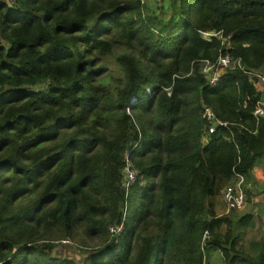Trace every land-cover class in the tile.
Returning a JSON list of instances; mask_svg holds the SVG:
<instances>
[{"label":"trees","instance_id":"1","mask_svg":"<svg viewBox=\"0 0 264 264\" xmlns=\"http://www.w3.org/2000/svg\"><path fill=\"white\" fill-rule=\"evenodd\" d=\"M169 8L163 21L139 0H0L2 264H202L205 248L264 264V240L255 258L235 248L254 215L232 224L214 211L233 170L247 176L264 158V119L252 116L264 92L239 69L213 86L201 73L229 54L264 76V0ZM204 106L234 125L209 133ZM126 154L137 171L127 193ZM79 230L96 241L85 259L53 256Z\"/></svg>","mask_w":264,"mask_h":264},{"label":"rangeland","instance_id":"2","mask_svg":"<svg viewBox=\"0 0 264 264\" xmlns=\"http://www.w3.org/2000/svg\"><path fill=\"white\" fill-rule=\"evenodd\" d=\"M140 4L144 6L146 12H150L156 15L159 19L163 21H167L170 17V8H169V0H139ZM214 36L226 47H228L226 42H223V38L219 35L214 34ZM118 51H115L117 53ZM106 64L108 68L113 70L114 75L120 74V71L114 65L112 58L108 57L106 59ZM242 65V63H241ZM243 66V65H242ZM202 68V67H201ZM244 68V67H243ZM229 69H224L222 71L217 72L219 78L223 75V73ZM236 70V69H232ZM249 81L253 84V87L257 92H264V81L262 80L263 77H256L254 74H258L260 76L261 72L253 71L249 72ZM218 78V79H219ZM109 81L108 76L104 75L103 79L101 80V91L107 90V82ZM127 113L130 112L127 110ZM264 119V118H262ZM229 123V122H228ZM232 126L234 125L231 123ZM137 172V171H136ZM124 173V171H123ZM137 178V176H135ZM232 180L221 189L219 195L214 199V211L217 217L219 218H227L232 221V224L238 222L241 216L252 213L254 227L249 228L244 233V236L237 240V244H235V248L242 254L241 256L247 255L251 258H255L258 256L260 251V241L264 240V208L262 213L257 215L261 205L264 204V158L258 161L254 168H252L247 176H245V205L242 210L233 211L228 213L226 211L222 194L223 191L232 185ZM24 200V199H23ZM264 206V205H263ZM128 212V209H127ZM233 230V229H232ZM207 232V231H206ZM233 235L236 237L238 235L237 230L234 228ZM109 229V235L113 234ZM208 233V232H207ZM204 234L202 235L200 246L201 249L206 247L209 242H211L212 235L209 232L208 237L204 238ZM210 239V240H209ZM209 240V241H208ZM85 237L82 230L78 231L76 238L74 240H58L55 241V249L53 250V256L55 257H66L74 260L75 262H82L86 257L87 250L93 249L92 247L96 243V241H90L87 244L84 242ZM208 241V242H207ZM205 248V254H203V263L202 264H224L222 259V255L220 251L216 249H209ZM204 250V249H202ZM249 264V263H245Z\"/></svg>","mask_w":264,"mask_h":264},{"label":"built area","instance_id":"3","mask_svg":"<svg viewBox=\"0 0 264 264\" xmlns=\"http://www.w3.org/2000/svg\"><path fill=\"white\" fill-rule=\"evenodd\" d=\"M6 1H10V0H6ZM214 34H217L221 38H223L219 33H214ZM214 34L204 33L203 35L207 37V36H214ZM223 42H225L224 38H223ZM201 67H202L201 73L204 75L206 82L211 86H213L218 81L219 76L217 72L222 71L224 69H239L243 71L244 73H246L247 75H250L249 72L245 71V69L241 65L240 60L232 58L229 54L219 55L215 62H210L208 60H205L204 62H202ZM254 75L259 78L263 77L262 80L264 81V76L262 74H261L262 76L258 74H254ZM147 93L151 94V90L147 89ZM252 116L257 123L260 119L264 118V101L256 102L254 110L252 112ZM201 118L207 122L208 124L207 130L209 133H212L218 127L230 129L232 126L231 123L218 119L216 115L214 114V112L212 111V109L207 106L203 107ZM123 163H124L123 187H124L125 192L127 193L130 190L131 185L136 180L135 176H137V172L133 164L129 160L127 154L125 155L123 159ZM244 187H245V176L233 170V183L232 185L227 187L223 191V194H222L223 202H224L226 211L228 213L243 209L245 205ZM126 211H127V208L125 204L123 211H122L121 220L119 221V223H116L109 228L112 232H114L113 234H111V236H116L122 232L124 221L127 216ZM207 235L208 233L205 232L204 238H207L208 237ZM0 264H2L1 261H0Z\"/></svg>","mask_w":264,"mask_h":264},{"label":"crops","instance_id":"4","mask_svg":"<svg viewBox=\"0 0 264 264\" xmlns=\"http://www.w3.org/2000/svg\"><path fill=\"white\" fill-rule=\"evenodd\" d=\"M259 205L263 206L264 204H259Z\"/></svg>","mask_w":264,"mask_h":264},{"label":"clouds","instance_id":"5","mask_svg":"<svg viewBox=\"0 0 264 264\" xmlns=\"http://www.w3.org/2000/svg\"><path fill=\"white\" fill-rule=\"evenodd\" d=\"M126 213H127V211H126Z\"/></svg>","mask_w":264,"mask_h":264}]
</instances>
